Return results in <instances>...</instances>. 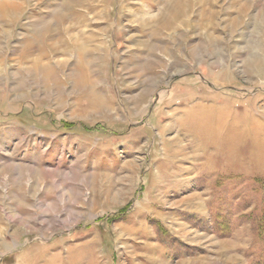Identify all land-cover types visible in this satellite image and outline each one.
<instances>
[{"label":"rangeland","instance_id":"rangeland-1","mask_svg":"<svg viewBox=\"0 0 264 264\" xmlns=\"http://www.w3.org/2000/svg\"><path fill=\"white\" fill-rule=\"evenodd\" d=\"M170 1L0 0V264H264V0Z\"/></svg>","mask_w":264,"mask_h":264},{"label":"bare ground","instance_id":"bare-ground-1","mask_svg":"<svg viewBox=\"0 0 264 264\" xmlns=\"http://www.w3.org/2000/svg\"><path fill=\"white\" fill-rule=\"evenodd\" d=\"M173 1V0H172ZM172 1H170V2H172ZM173 3H174V1H173ZM176 3V2H175ZM177 4H178V6L177 5H175L174 4V10H173V12H175L172 16V18H174V19H177L178 17H183L184 18V16L186 15V14H184L183 13V9H181V4H180V6H179V0H177ZM169 6V5H168ZM173 6V5H172ZM3 7H4V5H3ZM2 8V7H1ZM168 8V7H167ZM1 10V9H0ZM168 10H171V9H169L168 8ZM4 13H0V16H3L4 18H6L7 19V21L8 20H10L11 18H13L14 17V8L12 7V6H7V8L6 9H3L2 10ZM170 12V11H169ZM172 13V12H171ZM18 14V13H17ZM163 15V14H162ZM161 21H164V22H161L160 24H162L161 26H159L160 28H167L169 25V23L167 22V23H165V20H161ZM177 21H179V20H177ZM176 23V22H175ZM145 24V23H144ZM151 24V23H150ZM179 26V25H178ZM181 26V25H180ZM66 31H67V29H66ZM56 34V33H55ZM77 37V36H76ZM62 38V37H61ZM56 39V38H55ZM68 39H70L69 37H68ZM87 40L89 39V38H86ZM91 39H92V37H91ZM73 40V39H72ZM93 40V39H92ZM62 41V40H61ZM64 41V40H63ZM91 41V40H90ZM57 42V41H56ZM79 42V41H78ZM89 42V41H88ZM53 43V42H52ZM55 43V42H54ZM58 43V42H57ZM61 43V42H60ZM89 43H91V42H89ZM70 44V43H69ZM80 44V43H79ZM54 45V44H53ZM65 45V44H64ZM83 45V44H82ZM81 45V46H82ZM55 47H56V45H54ZM88 46V45H87ZM87 46H85V48L87 47ZM47 47V46H46ZM53 47V46H52ZM89 47V46H88ZM79 48H81L80 46H79ZM92 48H93V46H92ZM95 48V47H94ZM77 49V48H76ZM83 49V48H82ZM82 49H79V50H82ZM91 49V48H90ZM58 50V49H57ZM63 49H61V51H62ZM88 50V49H87ZM96 50V49H95ZM83 51H85V50H83ZM94 51V50H93ZM67 52H68V50H67ZM88 52V51H87ZM87 52H85V54H87ZM90 53V52H89ZM38 55V54H37ZM78 56V55H77ZM3 57V56H2ZM38 57V56H37ZM35 59V58H34ZM1 61V60H0ZM34 61V60H33ZM4 62V61H3ZM40 63V62H39ZM1 65V64H0ZM31 65H33V62L31 63ZM45 66H46V64H45ZM39 67V66H38ZM41 67V66H40ZM47 67V66H46ZM45 67V68H46ZM42 68H44V67H42ZM48 68V67H47ZM40 69V68H39ZM45 71V70H44ZM40 72V71H39ZM41 73V72H40ZM43 73V72H42Z\"/></svg>","mask_w":264,"mask_h":264}]
</instances>
